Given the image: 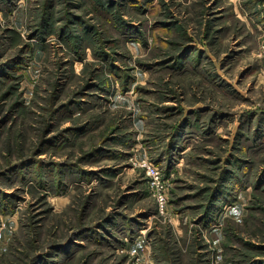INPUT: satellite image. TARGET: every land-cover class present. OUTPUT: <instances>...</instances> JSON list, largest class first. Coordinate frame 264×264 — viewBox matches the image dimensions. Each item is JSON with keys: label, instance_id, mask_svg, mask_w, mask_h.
<instances>
[{"label": "rangeland", "instance_id": "374dc122", "mask_svg": "<svg viewBox=\"0 0 264 264\" xmlns=\"http://www.w3.org/2000/svg\"><path fill=\"white\" fill-rule=\"evenodd\" d=\"M0 264H264V0H0Z\"/></svg>", "mask_w": 264, "mask_h": 264}, {"label": "built area", "instance_id": "2783aa9c", "mask_svg": "<svg viewBox=\"0 0 264 264\" xmlns=\"http://www.w3.org/2000/svg\"><path fill=\"white\" fill-rule=\"evenodd\" d=\"M152 173H154L155 175H157V172H156V171H154V169H152Z\"/></svg>", "mask_w": 264, "mask_h": 264}]
</instances>
